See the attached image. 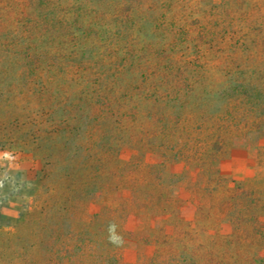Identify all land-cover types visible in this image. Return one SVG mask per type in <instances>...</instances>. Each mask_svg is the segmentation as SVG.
<instances>
[{
  "label": "rangeland",
  "instance_id": "374dc122",
  "mask_svg": "<svg viewBox=\"0 0 264 264\" xmlns=\"http://www.w3.org/2000/svg\"><path fill=\"white\" fill-rule=\"evenodd\" d=\"M0 264H264V0H0Z\"/></svg>",
  "mask_w": 264,
  "mask_h": 264
}]
</instances>
